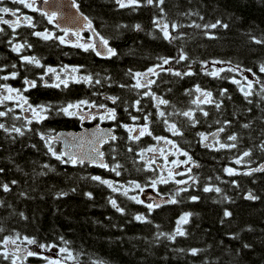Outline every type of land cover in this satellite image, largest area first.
<instances>
[{
    "label": "trees",
    "instance_id": "1",
    "mask_svg": "<svg viewBox=\"0 0 264 264\" xmlns=\"http://www.w3.org/2000/svg\"><path fill=\"white\" fill-rule=\"evenodd\" d=\"M78 2L80 11L89 17L96 31L109 40V46L115 48L118 55L104 58L92 51L84 52L70 45H62L58 40L38 39L31 35L32 29L23 26V22L16 32L8 25L1 24L4 33H0V67L6 71L0 72V76L13 71H18L19 76L7 81L0 80V84L7 83L23 89L24 78L35 80L37 87L24 92L29 103L52 105L54 109L80 100L110 106L111 101L106 97L118 96L120 100L112 104L116 108L117 121L130 124L131 116L142 117V113L132 107L135 100L141 99L137 90L119 87L121 84H134L128 70L144 72L148 67L160 63L158 57H175L183 50L189 59L179 64L173 62L170 66L183 72L190 64L195 74L181 79L161 72L158 77H152L156 83L151 91L170 101L167 107L161 106L160 110L170 114V122L184 128V135L173 139L199 165L193 166L191 172L197 183L193 185L191 181L189 190L178 195L174 185L157 184L159 194L175 196L179 202L163 205L149 213L146 203L137 204L129 199L131 196L138 197L140 191L130 188L128 182L134 181L147 189L158 174L141 170L146 168L144 163H133L134 160L139 161V157H134L127 149L131 147L138 152L141 148L154 146L155 140L151 137L130 142L126 139V131L122 130L124 128L118 127L116 152L113 153L111 143L103 147L106 163L113 160L114 164L119 162L123 165L118 169L121 175L117 176L115 172L88 163H61L47 153L44 142L34 132L26 131L24 136L12 139L0 131V168L5 169L0 174V183L17 181V184L11 185V192L0 191V201L3 202V206H0V227L5 230L0 235L19 233L21 237L35 236L41 241L56 244H60L59 237L62 236L70 242L68 246L75 254L83 253L79 255L80 264H92L93 260H103L104 264H264V173L243 174L264 161V151L258 147L264 140V99L256 95L249 98L253 101L251 104L247 103L237 85L230 82L234 73H221L222 77L228 79L213 78L205 74L212 69H202L201 66L202 63L212 64L213 60L230 61L232 65L251 69L264 81V73L259 71L264 63V45H257L251 40L252 36H264V0H165L162 19L185 25L180 32L186 35L172 43L163 40L152 24L153 17L159 13L156 8L119 9L114 0ZM1 6L27 13L21 6L7 0ZM28 15L38 22L35 30L48 29L57 36L63 34L38 13ZM200 16L204 19L201 20ZM216 20L229 25L228 29L212 30L216 39H209L202 30L187 26L193 22L205 24ZM136 24H140L143 31H135ZM124 25L127 27H122ZM13 36L18 37L14 43L27 40L32 45L30 50L25 49L20 55H35L42 64L58 71L64 65L83 66L81 75L93 74L102 80V84L89 86L74 83L66 89L45 87L39 79L45 69L21 64L20 55L13 52L12 46L7 43ZM13 64L17 67L13 68ZM196 85L212 91L213 96L221 101L219 110L212 105H202L209 112L208 117L197 111L190 104L191 97L185 95V90L193 89ZM255 87L258 91L259 86ZM222 88L228 89V95L219 96ZM141 105L144 113L153 114V134H170L157 115L155 102L150 97H143ZM125 108L128 110L125 111ZM189 108L195 111L200 121L194 128L188 126L185 118L173 114L178 109ZM13 115H19L22 119L15 120ZM23 117L16 108L15 113L0 118V122L6 126H21L24 124ZM224 121H231V125L225 133H220L219 139L231 143L226 140L227 135L238 134V148L216 150L219 146L212 149L203 147L196 133L216 132ZM143 123L141 118L139 124ZM244 123L250 124V127L243 128ZM28 127L54 136L60 130L78 128L79 118L66 119L65 115L53 110L48 119ZM53 148L60 152L58 143L54 142ZM244 150H251L252 155L245 158L241 165L235 164L234 160ZM44 164H48L49 168H44ZM228 167L237 169L241 174L228 176L223 171ZM91 176L113 181L118 191L113 192L107 185L91 180ZM206 184L221 188V193L204 192L202 189ZM124 188H129L127 195H124ZM21 192L26 195L21 196ZM62 192L66 195L58 196ZM249 192L258 199H246ZM87 193H91L92 197L89 198ZM191 196L199 199L192 201ZM110 199H115L124 209L123 214L111 206ZM225 209L231 211V217L223 216ZM21 212L27 219L19 215ZM184 213L192 214L188 224L184 225L187 236L178 237L175 243L163 238L155 239L158 232L174 231L176 220ZM136 215L146 216L149 222L136 221ZM233 236L236 238L233 239ZM245 243L251 247L243 248ZM180 248H199L203 251L199 256L192 257L175 251ZM38 262L39 259L33 257L27 261L28 264ZM0 264L9 262L0 260Z\"/></svg>",
    "mask_w": 264,
    "mask_h": 264
},
{
    "label": "snow or ice",
    "instance_id": "2",
    "mask_svg": "<svg viewBox=\"0 0 264 264\" xmlns=\"http://www.w3.org/2000/svg\"><path fill=\"white\" fill-rule=\"evenodd\" d=\"M14 4L23 5L24 8L29 9L31 12L38 13L41 17H43L48 24L52 25L54 28H58L60 32L63 33L62 36H57L55 33L48 29H44L41 31L35 30L38 27V22L34 21V18L29 15H23L20 13L19 9H11L6 6H0V24L8 25L9 28L12 29L13 32H16L18 26H21V22H23V26H26L32 29L31 35L44 40H58L62 45H70L75 48H79L84 52L92 51L95 53L96 56H101L104 58H111L118 55V52L115 48L109 46V40L103 36H101L95 28L92 26V21L89 19L88 16L84 15L80 11V4L78 0H70L71 7L75 9V14L68 15L65 17V14L61 10V6L57 4L55 10H50L52 6V0H11ZM115 4L119 9L131 8L133 10L140 9L142 7H152L159 10L157 16H154L152 19V24L155 29L161 34V38L169 43H172L178 39H182L186 33L180 32V29L185 27V25L178 24L175 22H167L164 17V8L163 5L165 0H114ZM4 0H0V5H3ZM40 4L45 5L46 7H41ZM8 15L11 17H15V20L5 19L4 16ZM185 15H191V13H186ZM195 15H199L195 13ZM66 19V22L71 25H76L75 28L73 27H66L59 24L60 19ZM200 19L203 20L204 18L200 16ZM81 23H83V28L88 29L92 32L93 37L98 40L96 42H88L85 41L81 43L83 39L81 37ZM188 27H195L196 29H200L204 32V35L207 36L209 39H216L215 35L213 34L212 30L217 28L228 29L229 25L224 23L221 20H216L215 22L199 24L193 22L192 24L187 25ZM122 27H127L126 25ZM135 31H143V28L140 24L134 25ZM0 33H4V29L0 28ZM75 36L76 40L72 41L67 39L69 36ZM18 37L13 36L10 38L7 43L12 46V51L17 53L18 55L25 49H31L32 45L27 41L23 42H15ZM251 40L253 43L257 45H264V36L262 37H255L252 36ZM160 63L155 64L154 66L148 67L144 72H133L131 69L128 70V74L135 80V83L132 85H125L121 84L119 87L125 88L130 87L132 89L137 90V94L143 97H150L155 102V107L157 109V115L161 119V121L166 125V131H168L173 137L175 136H183L184 135V128L179 126L176 122H170L168 116L170 114L166 113L165 111L160 110L161 106L167 107L170 103L169 100L164 99L160 96H157L155 93L151 91V87L153 84L156 83V80L152 79L151 77L156 76L158 77L161 72H167L171 75L179 77L183 79L185 76H192L195 73L191 70V65L187 66L185 71L175 70L170 65L175 62L177 64L187 61L189 57L184 53L183 50H180L179 54L175 57H158ZM20 61L22 65H34L36 67L44 68L45 72L40 75L39 79L44 81L45 87H52V88H68L71 83H84L89 86L93 85H100L102 84V80L100 78H96L93 74H84L78 75L81 72L83 66H72L69 67L64 65L58 71L56 68L51 66H46L41 63V60L37 58L35 55L27 56V55H20ZM213 65H228L225 67L216 68L210 72L206 71V75H210L213 78H220V79H228L227 77H222L221 73L228 71L235 73L242 77L241 79H236L235 76L231 78V83L237 85L239 91L243 94L247 103L251 104L253 101L249 99L250 97L259 95L261 99H264V81H261L259 77L256 76V73H253L251 69L241 68L240 65H232L230 61H221V60H213L211 62ZM168 65L169 67L165 68ZM202 69H207V63H202ZM13 68L17 66L15 64L12 65ZM159 69V71H157ZM6 69L4 67H0V72H4ZM259 71L264 73V63L260 65ZM251 73L252 79L249 78L247 75H243V73ZM19 76L18 71L10 72L6 75L0 76V80L7 81L9 79H16ZM48 77V80H45V77ZM98 76V74H97ZM110 79V77L108 78ZM53 81V82H49ZM23 83L25 87L23 89L14 88L7 83L0 84V108L4 110H0V118H7L10 114L15 113L16 108H18L21 112H30V117L25 116L23 117L24 124L21 126H16L15 124L11 126H6L5 123L0 122V131H3L7 136L15 139L16 136H24L26 131L34 132V134L39 136V139L44 142V145L47 149V153H50L52 157L56 160L60 161L61 163L68 164L71 163L72 165L84 164L85 161L89 162L90 164H94L97 167L108 169L112 172H115L117 176H120L121 173L118 171L123 165L119 162L115 163L114 165H109L104 160V152L100 151L99 145L106 142L112 141L115 142L118 140V137L114 135V129H109L107 131L97 129L96 132L92 133V138L87 141L89 147L84 150L83 146L81 145V150L77 152H57L53 148V143L60 139L59 136H52L49 133L41 132L38 130H34L29 125L33 123H42L44 120L49 118V113L55 110L57 113H62L68 117H79L81 120L88 118V119H96L97 114L91 111L85 112L84 108L88 109H104V113L99 115L100 121H104L105 119L116 121L117 126L124 128L125 131L128 133L126 139L130 142H139L145 136L151 137L153 140L160 144L163 142L165 145H170L174 148L181 156L186 157V160L179 161L173 160L171 163L175 166V168H179L181 165H188L192 164L195 167H199L198 164L192 160V157L189 153L183 149H180L176 142L168 137L164 136H156L153 134V130L151 129L152 121V113H144L143 106L141 105V99H137L133 102L132 107L136 112L142 113L141 116H131V120L133 124H126L117 121V112L115 108H108L104 104H96L89 100H80L74 103H67L61 105L57 108H53L52 105H33L29 103L28 98L24 95V92H27L31 88L37 87V82L35 80H28L24 78ZM259 86V90H256L255 86ZM185 95L191 97L190 104L194 105L196 110L202 113L204 117L209 116V112L204 110L202 105H212L217 110L221 108V101L216 99L213 96V92L210 90H205L201 88L200 85H196L193 89L185 90ZM228 95V89L222 88L219 90V96L223 97ZM230 98V97H229ZM107 100H110L112 104H117L120 100L118 96H108L106 97ZM7 103L15 104L16 108L8 107ZM128 109L125 108V111ZM251 111V109H249ZM173 114L181 116L186 119L188 126L196 127L200 121L196 116L195 111L191 108L188 110L178 109ZM15 120L22 119L19 115H13L12 117ZM143 119L144 123L142 125L137 126L138 122ZM217 123H220L217 121ZM231 125V121H224L223 126L219 127L216 132L211 133V139L209 135H206L203 132H198L196 135L199 136V143L205 147L212 149L214 144H218L220 149H236L238 148L239 142V135L238 134H228L226 140L231 143L221 142L218 139L220 133H225L228 126ZM243 128L248 129L250 124L244 123L242 125ZM75 139V138H73ZM32 147H36V145H32ZM261 151H264V140L260 142L258 145ZM128 152L133 153L134 157H139V161L134 160L133 163L143 162L146 165L145 169L141 170H148L156 172V168L153 165L157 164L156 155L158 154L162 157L165 164L169 163L168 155L165 154L164 148H157L148 146L146 148H141L140 151H135L133 148L129 147L127 149ZM146 153H152L151 157L145 156ZM172 154V153H169ZM252 155L251 150H244L238 158L234 160V163L237 165H241L245 162V158L250 157ZM115 160V157H113ZM44 168H49L48 164L43 165ZM161 169H163V165H159ZM5 169L0 168V174H2ZM225 174L228 176H235L239 175L237 169L228 167L223 169ZM192 172L191 167H187L184 171H177L174 172V169L169 168L167 170V177L160 174L157 178H154L150 181V186L155 189L157 184L160 183H168L169 179H171L174 175L176 176H188V179L177 180L175 183L177 185H189V180L192 181V184H196V178L194 176L189 175ZM254 172H264V165H260L259 167L252 168L249 171L244 172V175H252ZM45 173H40V175H44ZM91 180L97 181L100 184L107 185L109 188L112 189L113 192L118 191L116 187H114V182L109 181L107 179H103L100 176H91ZM219 179V177H217ZM231 183L235 184V181H231ZM17 184L16 180H12L10 183H0V191L5 193L11 192L12 187L11 185ZM130 188H134V190H139L140 192L144 191V188L141 184L136 183L134 181L128 182ZM123 187V185H121ZM189 187H181L177 189L176 195L179 192H187ZM204 192H211L215 191L216 193H221V188L213 187L210 185H205L202 189ZM129 188H124V195H127ZM21 196H25L26 194L21 192ZM66 195V193H59L58 196ZM89 198L92 197L91 193L86 194ZM159 195V193L157 194ZM249 200L258 199L255 195L251 192L245 197ZM129 199L135 201L137 204H145L144 200L139 199L137 196H131ZM190 199L192 201H196L199 199L197 196H191ZM227 199V197H225ZM179 201L175 198V196H171L168 198H161L160 200L153 199L152 202L146 203L145 207L151 213L153 210L160 208L162 204H176ZM111 206L116 209L117 212L124 213V209L120 207L115 199H110ZM0 206H3V202L0 201ZM19 215L27 219L23 212L19 213ZM192 214L191 213H184L176 220V226L174 231L165 233V232H158L155 236L156 240H160L161 238L166 239L172 243H175L178 237H185L188 235L187 230L184 228V225L188 224L189 218ZM224 217H231V211L225 209L223 212ZM134 219L138 222H149L144 215H136ZM159 227V226H157ZM5 230L3 227H0V233H3ZM233 239L236 237L233 236ZM60 244L56 243H49L46 241H41L35 236H23L19 233H15L14 235H0V260L8 261L9 264H24L29 257H36L38 259L44 260L46 264H66L68 261H72L73 264H80L79 255L75 254L73 249H71L68 245L70 244L69 241L65 240L64 237H59ZM26 245V246H25ZM64 245V246H61ZM245 249L251 247V245L245 243L242 246ZM56 251H53V250ZM175 251L186 253L192 257H197L200 255L202 249L199 248H190V249H175ZM52 252V256L43 255V253ZM92 264H104L103 260H93Z\"/></svg>",
    "mask_w": 264,
    "mask_h": 264
},
{
    "label": "water",
    "instance_id": "3",
    "mask_svg": "<svg viewBox=\"0 0 264 264\" xmlns=\"http://www.w3.org/2000/svg\"><path fill=\"white\" fill-rule=\"evenodd\" d=\"M57 4H59L61 6V10L65 14V17H67L68 15L75 14V9H73L71 7L70 0H52V6H51L50 10H55ZM40 6L42 8L46 7L43 4H40ZM4 18L5 19H10V20H14L15 19V17H11V16H8V15H5ZM59 24L62 25V26H66V27H73V28L76 27V25H71V24L67 23L66 19H64V18L59 20ZM92 26H93V23H92ZM80 27H81V33L80 34H82V33L87 31V32L90 33L92 41L98 43V40H96V38L93 37L92 32L90 30H88V29L83 28V23H81ZM45 80H48L47 76L45 77ZM49 82H53V81H49ZM43 84H44V81H43ZM26 115L28 116V114H26ZM98 128L100 130H104V131L109 130V128H106V127H102L101 128L98 125H95V126L89 128V129H83L81 131L61 130V131H58L54 136H59L60 137V139L57 140L56 142H58L60 144L61 152H65V151H67V152H77V151L81 150V145L83 146L84 150H86L89 147L87 141L92 138V133L96 132ZM73 138H75V139H73ZM108 142L109 141H106V142H104V143L99 145L100 151H102V147L104 145H106ZM85 163H89V162L85 161ZM77 164H79V163H77ZM260 165H264V161L262 163H260L256 167H259ZM256 173H264V172H256ZM143 197L147 201H150V200L153 201V199L158 201L161 198H167V197L156 196L155 194H153L151 192H144L143 193ZM163 205H167V204H162V206Z\"/></svg>",
    "mask_w": 264,
    "mask_h": 264
},
{
    "label": "flooded vegetation",
    "instance_id": "4",
    "mask_svg": "<svg viewBox=\"0 0 264 264\" xmlns=\"http://www.w3.org/2000/svg\"><path fill=\"white\" fill-rule=\"evenodd\" d=\"M39 1V0H38ZM1 6V5H0ZM23 8V7H22ZM25 11L27 13H25V15H28V13H32L31 11L25 9ZM22 14V13H21ZM22 23V22H21ZM87 33H84V34H81V37H86L88 38L89 36H86ZM85 41H88L90 42L89 39H85ZM78 75H81L80 73H78ZM133 82L135 83V81L133 80ZM41 84H42V80H41ZM71 84H74V83H71ZM43 85V84H42ZM108 108H115L112 103H110V106H107ZM116 109V108H115ZM84 111L85 112H93V113H96L97 114V118L96 119H88V118H85L83 120H81L79 117V127L76 128V129H65L66 131H81L83 129H89L95 125H98L99 127H106V128H109V129H114V135H116V132L118 131V126H117V122L116 121H112V120H108V119H105L104 121H100L99 119V115L103 114L104 113V109H88V108H84ZM24 116H27L26 115V112H22ZM30 117V116H29ZM70 117L66 116V119H68ZM132 122V121H131ZM132 124V123H131ZM64 130V129H63ZM206 135H209L210 139H211V134H206ZM164 137H168L169 139H173V136L171 134H165L163 135ZM219 139V138H218ZM176 142V141H175ZM57 143V142H56ZM108 143H111V149L113 151V153L116 152V143L115 142H112V141H109ZM107 143V144H108ZM106 144V145H107ZM177 144V142H176ZM59 145V149H60V144L58 143ZM104 145V146H106ZM103 146V147H104ZM178 146V144H177ZM103 147H102V151H103ZM153 147H157L158 149L159 148H164L165 150V154L168 155V161L169 163L165 164L162 157H160L158 154L156 155V160H157V164L156 165H153L154 168H156V173L158 175L162 174V175H168L167 173V170L169 168H172L174 169V172H177V171H184L187 167H189L188 165H181L179 168H175V166L171 163V161L173 160H179V161H183L186 159V157L184 156H181L179 154V152H177L174 148H172L170 145H165L163 144V142H161L160 144H157V142L155 141V145ZM217 147L216 144L213 145V148ZM61 152V150H60ZM169 153H172V154H169ZM153 154L152 153H146L145 156L146 158L147 157H151ZM93 165V164H91ZM109 165H114L113 163V160L110 161ZM159 165H163V169H161L160 167H158ZM95 166V165H94ZM144 166L146 167V165L144 164ZM108 170V169H106ZM160 184H165V183H160ZM168 184V183H166Z\"/></svg>",
    "mask_w": 264,
    "mask_h": 264
},
{
    "label": "rangeland",
    "instance_id": "5",
    "mask_svg": "<svg viewBox=\"0 0 264 264\" xmlns=\"http://www.w3.org/2000/svg\"><path fill=\"white\" fill-rule=\"evenodd\" d=\"M7 1H10V2H11V0H7ZM13 4H14V3H13ZM14 5H17V6H21V7H23V5H20V4H14ZM23 9H27V8H24V7H23ZM27 10H29V9H27ZM29 11H30V10H29ZM20 13H22V11H20ZM22 14L25 15V13H22ZM0 25H1V24H0ZM62 35H63V34H62ZM62 35H59V36H62ZM82 38H83V39L81 40V43L85 42V39H89V40H90L89 37H88V38H86V37H82ZM67 39L72 40V41H75V40H76V37L70 35L69 37H67ZM90 42H91V40H90ZM227 66H228V65H219V64H217V65H213V64H208V67H207V68H210V69L214 70V69H216V68H220V67H225V68H226ZM167 67H169V66L166 65L165 68H167ZM234 74H235V73H234ZM243 75H247V76H249L250 79L253 78L252 75H251V73H247V72H245V73H243ZM235 77H236L237 79H241V80H242V77L239 76V75H236V74H235ZM134 81H135V80H134ZM7 104H8L9 107H14V108H16L15 104H12V103H7ZM29 113H30V112H29ZM21 114L23 115L22 112H21ZM131 123L133 124V121H132ZM131 123H130V125H131ZM139 125H141V124H139V122H138L137 126H139ZM122 130H125V129H122ZM126 135L128 136V133H127V132H126ZM216 145L219 146L218 144H216ZM152 147H153V146H152ZM185 160H186V159H185ZM188 166L191 167V168H193V165H192V164H188ZM189 175H191V173H190ZM165 177H167V176L165 175ZM183 179H188V176H187V175H185V176H176V175H174L171 179H169L167 185H174L175 187H177V189H178V188H181V187H189V185H190V183H191V180H189V185H177V184L175 183V181H177V180H183ZM144 191H150V192H153V193L157 194V190H156V188L153 189L151 186H149L147 189H144ZM144 191H143V192H144ZM166 196H167V195H166ZM168 197H170V196H168ZM138 198L141 199V200H144L145 203H150V202H147V201L143 198V196H142V192H140ZM25 246H26V245H25ZM53 251H56V250L54 249ZM43 255L52 256V252H46V253H43ZM30 258H32V257H29L28 259H30ZM33 258H36V257H33ZM28 259H27L26 261H24V264H28V263H27ZM36 259H38V258H36ZM18 264H19V262H18ZM37 264H46V262H45L44 260L39 259V262H38ZM66 264H73V262H72V261H68V262H66Z\"/></svg>",
    "mask_w": 264,
    "mask_h": 264
}]
</instances>
